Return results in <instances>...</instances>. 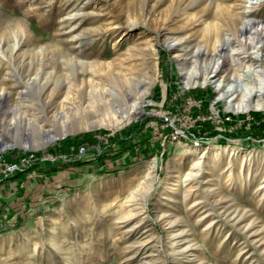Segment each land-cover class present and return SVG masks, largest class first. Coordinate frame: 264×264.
Wrapping results in <instances>:
<instances>
[{"label": "rangeland", "instance_id": "1", "mask_svg": "<svg viewBox=\"0 0 264 264\" xmlns=\"http://www.w3.org/2000/svg\"><path fill=\"white\" fill-rule=\"evenodd\" d=\"M211 10L0 0V153L37 158L0 184V212L14 216L0 225V264H264V108L234 111L211 84L185 86L164 45L183 41L201 66ZM249 11L264 18V3ZM116 79L135 117L77 127ZM212 147L234 153L207 165Z\"/></svg>", "mask_w": 264, "mask_h": 264}, {"label": "bare ground", "instance_id": "2", "mask_svg": "<svg viewBox=\"0 0 264 264\" xmlns=\"http://www.w3.org/2000/svg\"><path fill=\"white\" fill-rule=\"evenodd\" d=\"M263 3L264 0H251L246 8L257 9ZM208 4L212 5V10L203 19L201 37L204 40V48L199 49L200 53L204 54V61L201 66H197L195 60H189L188 53L183 51L186 46L183 41L174 38L164 41V45L173 50L172 58L178 66L183 84H211L216 91V97L222 98L226 107L234 111L263 109L264 18L234 3L208 0ZM125 86V83L116 79L108 84L105 90L102 88L92 93L93 97L85 107L97 112L98 117L93 120L85 116L79 117L76 126L80 128L121 125L122 122L135 117L139 106L136 103L127 105L125 95L123 96L121 91V87ZM59 135L53 134L45 138L43 143L53 141ZM22 141L23 139L15 136L12 142L19 145ZM226 151L234 153L232 148L212 147L211 157L206 164L211 165ZM195 164H198V161ZM153 166L151 162L146 167V174ZM173 170L174 165L170 166L168 171ZM148 183H151L150 179ZM147 186L149 188V184ZM232 218L238 220L240 215L236 214Z\"/></svg>", "mask_w": 264, "mask_h": 264}, {"label": "built area", "instance_id": "3", "mask_svg": "<svg viewBox=\"0 0 264 264\" xmlns=\"http://www.w3.org/2000/svg\"><path fill=\"white\" fill-rule=\"evenodd\" d=\"M36 159L37 158L33 152L23 153L19 156H16L15 158L10 159H6L4 156H2V153H0V184L15 172L25 170L26 166L31 162H34ZM33 174H36V171L31 169V173L28 172L25 174V176L27 178ZM20 185H22V183ZM7 215V212H0V225L3 221H13L12 219L14 216L12 215L13 217H8Z\"/></svg>", "mask_w": 264, "mask_h": 264}]
</instances>
